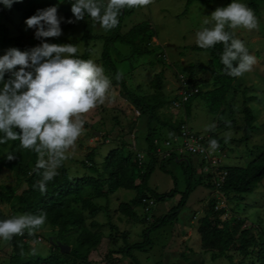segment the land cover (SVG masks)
<instances>
[{"label":"trees","instance_id":"obj_1","mask_svg":"<svg viewBox=\"0 0 264 264\" xmlns=\"http://www.w3.org/2000/svg\"><path fill=\"white\" fill-rule=\"evenodd\" d=\"M188 1L190 3L194 0ZM201 1L210 4L214 0ZM241 1L253 10L256 17L259 5L264 4V0ZM74 2L75 0H19L10 9L0 4V56L4 55V50L9 46L27 51L39 44L35 38V29L28 28L33 33L29 36L25 33L13 36L3 19L12 18L11 13L16 12L20 23L25 24V20L36 14L38 9L55 6L58 16L64 18L61 28L83 26L81 39L85 43V51L80 54L77 50L74 58L91 60L92 53L97 52L96 44L102 42L99 56L102 68L109 74L107 76L111 80V86L119 88L120 95L134 106L138 114H126L124 119L118 114L111 116V126L103 133L102 140L103 144L110 143L112 147L102 159H98L101 145L79 157L66 153L67 159L74 161L77 168L69 165L67 159L63 160L56 169L57 175L47 182L45 193L34 187L42 179L33 170L38 154L21 149L19 140L0 144V171L8 169L14 178L9 183H0V203L9 206V212L0 207V220L24 214L46 215L45 224L33 235L25 230L23 235L14 236L8 241L11 252L2 260L0 256V264H126V258L127 264H143L142 252L153 246L151 235L169 224L177 223L182 207L198 187L207 188L209 198L203 207L204 213L196 221L195 233L198 237L190 235L187 239L198 238V250L209 253L214 260L224 257L229 264H264L263 213L261 210L253 211L251 219L246 215L248 221L253 222L246 227L243 226L247 219L234 214L236 210H246L249 204L247 196L263 183L264 143L248 146L253 158L247 164L225 162L238 148L237 145L230 146L228 141H248L258 126V109L250 102L257 97L251 93L256 86L251 83L241 87V80H251L250 73L246 72L241 77L227 74L221 62L223 43L207 49L194 44L191 46L193 49L209 53L208 59L181 63L179 58L178 67L173 66L167 53L159 51L158 45L152 42L158 33L152 22L143 20L126 29V20L135 8L121 11L116 28L98 35L92 34L94 22L87 14L84 20L67 23L68 19H75L71 12V4ZM101 2L106 4L107 0ZM230 3L232 0H226V6ZM225 31L233 39L242 41V38L236 36L234 29L226 26ZM90 40L93 41L92 45ZM243 44L251 55L253 46L248 42ZM120 46L125 48L124 52ZM255 51L258 57L264 56V49ZM146 56H150L153 67L161 64L163 68L154 72L156 80L148 88L143 83L132 85L118 64L125 67L128 65L133 71L137 68L134 65L135 58ZM238 62L234 61L233 65L236 66ZM255 68L261 69L259 65ZM117 72L122 73L119 81L115 79ZM169 75L174 83L168 94L164 91L163 79ZM10 77L11 73L6 72L4 81ZM2 88L3 81H0V89ZM196 99L214 118V126L206 133L194 132L188 125V118L192 115L194 106L198 105H195ZM172 106L181 112L172 111ZM238 114L241 116L238 117ZM84 120V125L91 127V123ZM229 128L237 131L242 128L244 134L239 137L224 135L222 132ZM3 135L0 133V137ZM129 135H133V142L128 139ZM191 135L198 140L189 147L185 139L188 140ZM177 137H183L182 145H178L176 150L165 149L164 145L170 146ZM211 140L218 142L217 148H211ZM9 154L15 159L8 160ZM171 162L182 166L185 189L180 190L176 177L174 186L166 191L160 192L151 187L149 182L154 171L160 168L172 173L169 167ZM120 189L134 191V194L129 200L121 201L115 210L113 196ZM218 196L223 197L226 205L218 204ZM176 197L179 201L167 211L158 216L151 214L155 204ZM231 203H235V208H232L233 213H228ZM138 207L143 208V216L139 215ZM114 211L127 216L129 222L134 220L147 223L143 231L144 240L130 242L129 231H122L119 225L111 221ZM101 214L108 218L106 222L98 219ZM107 224L110 232L106 234L101 228ZM183 228L180 226L174 229L178 242L173 249L178 247L182 250V247L187 246L185 241L180 240L188 232ZM43 230H48L50 234L47 238L50 251L45 256L34 248L36 242L44 240ZM104 240L107 248L103 257L98 261L92 259V253L100 248ZM58 241L67 244L69 250H62ZM181 250L174 251L183 256L188 253ZM186 261L190 262V259L186 257Z\"/></svg>","mask_w":264,"mask_h":264},{"label":"rangeland","instance_id":"obj_2","mask_svg":"<svg viewBox=\"0 0 264 264\" xmlns=\"http://www.w3.org/2000/svg\"><path fill=\"white\" fill-rule=\"evenodd\" d=\"M235 2L243 3L241 0H235ZM244 4V3H243ZM218 7H226V0H214L210 4L206 2H202L201 0H194L189 3L188 0H153V3L144 8H135L134 12L131 13L126 20L127 26L126 29L131 27L133 24L137 22H141L143 20H149L152 22L154 27L157 30V37H154L152 42L158 45L159 51H165L169 57V61L173 62V66L178 67L179 61L181 63L183 61L197 62V61H206L209 57V53L204 50H195L191 46L196 44V33L202 30L204 27H214V22L211 21V13L216 10ZM9 9V8H6ZM12 18L8 20L3 19V22L6 23L7 27L10 30V35H18L20 33H25L26 36H29L33 33L26 27L25 24L20 23V19L18 18V14L15 12L11 13ZM258 21L257 28L253 30H247L244 28H236L234 29V33L238 38H242V42H248L250 46H253V50L251 55L255 57L256 63L252 66L250 73V79L241 80V87L249 85L253 83L256 87H254L252 94L257 95L256 98L250 100L251 104L254 105L258 109V118L257 124L258 126L249 136L248 141L239 142L236 140H229L228 144L230 146L237 145V150L235 149L231 154V157L226 159L225 162H237L240 164H247L253 157L249 153V147L254 143H264V56L258 57L256 55L255 50H263L264 49V4L259 5V14L256 17ZM208 19L210 23L204 24V20ZM62 35L58 38H44L43 42L54 43L58 45H66L72 44L75 45L78 52L83 54L85 51V43L81 39L83 35V26L75 27V28H61ZM104 31L98 24H93L91 29L92 34H101ZM39 44L42 43V40H38ZM90 45H92L93 41H89ZM101 43L98 42L96 44L97 52L92 53L91 60L97 65L102 67V63L99 61V56L101 53ZM10 48H14L13 46H9L4 50L3 54H6L7 50ZM122 51H125L123 46H120ZM180 55H183L180 57ZM134 65L137 67L133 71H131L130 66H122L118 64L120 70L129 77V82L132 85H137L138 83L146 84L145 88H148V85L152 82H155L154 72H159L162 70L163 66L156 65L153 67L150 64V56L146 57H137L135 58ZM184 65V64H183ZM259 65L261 67L260 70H257L255 67ZM122 66V67H121ZM181 66V65H180ZM18 67V66H17ZM182 68V66L180 67ZM105 71V69L103 68ZM263 73L261 74V72ZM105 73V72H104ZM109 74L105 73V76ZM249 75V74H248ZM247 75V77H248ZM108 77V76H107ZM110 79V78H109ZM165 87L164 91L169 94L171 87L173 86L174 79L171 75L166 76L164 79ZM248 80V81H247ZM111 81V80H110ZM112 85V84H111ZM107 93V99L104 104L98 105L94 110L90 113L86 114L83 118L90 122L91 127H86L84 125V130L82 135L78 138L75 145L71 147L67 154L73 157H79L80 155H85L91 148L95 146L101 145L100 151L101 154L98 155V159H102L105 153L112 147V144L105 143L103 144V133L111 126V116L114 114L120 115V117H125V115L133 116L138 114V111H135L134 106L129 103L124 97H122L119 93V88L110 86ZM241 97V94H240ZM241 99V98H240ZM199 100H195V105L198 104ZM241 105V104H240ZM172 111L181 112L180 109L174 108L172 106ZM177 114V113H176ZM241 116V114H238ZM242 124V122H240ZM256 124V125H257ZM188 125L192 129V131L197 133H206L208 129L214 126V118L211 114H209L206 108L202 105V103L194 106L192 115L188 118ZM165 133V132H164ZM226 136L231 137H239L244 134L242 128L240 130H235L233 128H229L222 132ZM167 137H170L168 133H166ZM128 139L130 141L133 140V135H129ZM184 139L183 137H177L176 140H172L173 144L170 146L164 145L165 149L168 150H176L178 145H182ZM248 144V145H247ZM224 159V157L222 158ZM67 163L69 165H73L74 169L77 168V165L74 161L67 159ZM169 167L172 170V173L157 168L150 178V186L158 189V191L163 192L174 186V177L178 180V185L180 190L185 189V176L183 173V168L181 165L170 163ZM10 181H14L13 175L8 169H3L0 171V183H9ZM134 191L120 189L117 194L113 197V202L115 204V210L117 209V205L121 201H127L132 196ZM209 191L207 188L198 187L196 188L191 195L189 196L188 201L182 207L181 212L178 217L177 223L169 224L168 226L162 228L161 230L155 231L151 238L153 239V246L148 249L146 252H142V262L143 264H229L226 258H218L211 259L210 254L207 252L199 251L197 247V239L188 240L187 236L196 235V221L200 215L204 213V205L208 201ZM246 210H238L234 211V214L240 215L243 218L247 216L250 218L253 211L261 210V213L264 215V180L263 183H260L257 188L247 196ZM179 198H171L170 200L162 203H157L151 209V214H155L156 216L161 213L167 211L174 204H177ZM226 203L223 201L222 196H218V204ZM253 205L254 207L250 206ZM0 207H2L6 212H9V206L4 203H0ZM235 208V203H231L229 205L228 213H233V209ZM137 211L140 216H143V208L138 207ZM247 215V216H246ZM98 219L101 222H106L107 217L103 214L98 216ZM245 224L243 227L250 226L253 222L252 220L248 221L246 218ZM251 219V218H250ZM152 220V218H150ZM111 221L120 226L122 231H129V240L130 242L143 241V231L147 227V223H142L140 221L131 220V222L127 221V216L121 214V212L114 211L112 212ZM183 226L186 235H182L180 240L185 241L184 244L187 246L173 249L177 245L178 239L175 233V228ZM264 227V223L262 225ZM107 234L110 232V226L103 225L101 228ZM180 231V230H178ZM182 233V232H181ZM42 234H44V240H39L35 243L36 252L45 256L50 251V244L48 242V237L50 234L48 230H43ZM197 236V235H196ZM198 237V236H197ZM180 247V246H179ZM107 246L105 244V240L102 242L100 248L97 251L92 253V259L100 260L103 257V254L106 250ZM188 248H192L190 250ZM187 251L188 253L184 256L182 254H178L177 251ZM11 252V247L8 244V241L0 240V256L1 260L7 258ZM186 257L190 259V262L186 261ZM193 258L195 259L193 261ZM126 264L128 263V259H125ZM194 262V263H193Z\"/></svg>","mask_w":264,"mask_h":264},{"label":"clouds","instance_id":"obj_3","mask_svg":"<svg viewBox=\"0 0 264 264\" xmlns=\"http://www.w3.org/2000/svg\"><path fill=\"white\" fill-rule=\"evenodd\" d=\"M19 0H0L6 8H11ZM153 0H75L71 4L73 19L67 23L84 20L87 14L94 24L104 31H110L119 24L118 16L123 9L144 8ZM214 27H204L196 33V44L207 49L223 43L221 62L227 74L241 77L251 71L256 63L248 54L242 41L233 39L225 31L232 29L257 28V18L245 4L235 2L226 7H218L210 15ZM55 6L38 9L36 14L25 20L29 29H35V38L42 40L39 46L27 51L10 48L0 56V144L9 140H19L20 148L38 154L33 169L42 179L34 187L41 193L47 191V182L56 175V169L67 159L66 153L73 147L84 130V116L98 105L104 104L111 86L101 66L92 60L74 58L75 45H58L43 42L44 38H58L62 35L61 22ZM208 19L204 24H208ZM234 61H239L236 66ZM18 66V70L17 69ZM6 72L11 77L4 81ZM115 79H122L117 72ZM18 129V131H14ZM212 149L218 147L216 140L210 141ZM47 156V159H45ZM15 157L11 154L8 160ZM43 170V172H41ZM46 215L24 214L0 220V240L11 241L14 236L29 235L42 228Z\"/></svg>","mask_w":264,"mask_h":264},{"label":"built area","instance_id":"obj_4","mask_svg":"<svg viewBox=\"0 0 264 264\" xmlns=\"http://www.w3.org/2000/svg\"><path fill=\"white\" fill-rule=\"evenodd\" d=\"M178 105V103H176ZM188 138V137H187ZM198 139L195 136H190V138L187 140L185 139V143L189 145V147H192L193 144L197 141Z\"/></svg>","mask_w":264,"mask_h":264},{"label":"water","instance_id":"obj_5","mask_svg":"<svg viewBox=\"0 0 264 264\" xmlns=\"http://www.w3.org/2000/svg\"><path fill=\"white\" fill-rule=\"evenodd\" d=\"M59 246L61 247L62 250H69V246L63 242L58 241Z\"/></svg>","mask_w":264,"mask_h":264}]
</instances>
